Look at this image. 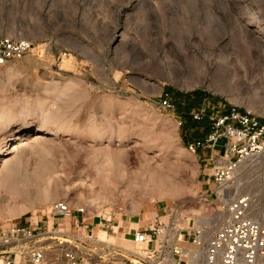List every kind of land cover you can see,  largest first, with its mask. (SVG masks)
<instances>
[{
    "label": "rangeland",
    "instance_id": "rangeland-1",
    "mask_svg": "<svg viewBox=\"0 0 264 264\" xmlns=\"http://www.w3.org/2000/svg\"><path fill=\"white\" fill-rule=\"evenodd\" d=\"M6 39L32 47L21 61L0 66V149L36 129L30 136L37 140H19V150L6 159L25 157L26 169L34 171L45 153L39 154L38 141L59 148L64 159L55 164L61 180L55 200L2 190L0 230L42 221L58 201L86 208L84 217L99 236L113 235L100 224H120L122 236L156 219L169 223L175 206L181 222L187 217L185 228L222 212L213 199L203 200L214 189L213 172L204 166L210 154L201 158L189 149L186 122L162 99L169 96L175 106V94L202 92L212 99L193 114L216 117L236 108L264 124V0H0V44ZM41 112L44 119L36 120ZM62 126L74 132L64 134ZM99 136L102 142L94 140ZM108 145L124 155L112 167L115 174L125 170L127 177L112 188L114 197L103 194L92 205L89 197L108 194L92 185L94 154L108 152ZM251 160L240 172L239 190L255 196L262 216L264 154ZM152 166L166 173L177 196L160 198L153 188L138 187V176ZM132 178L137 186L130 189ZM10 205L24 211L11 216ZM63 226L72 230L71 223Z\"/></svg>",
    "mask_w": 264,
    "mask_h": 264
},
{
    "label": "built area",
    "instance_id": "built-area-1",
    "mask_svg": "<svg viewBox=\"0 0 264 264\" xmlns=\"http://www.w3.org/2000/svg\"><path fill=\"white\" fill-rule=\"evenodd\" d=\"M31 47L26 41L3 40L0 66L21 61ZM166 98L169 96L162 99L164 107L174 109ZM202 115L194 117L201 120ZM210 121L211 132L203 141L189 145V149L193 153L200 149L211 151L210 179L214 189L207 191L203 200L210 203L213 199L221 206L226 215L221 224L185 228L187 217L181 222L180 207L175 206L169 223L156 219L136 231L134 248L126 250L95 235L93 225L84 217L86 208L73 210L69 203L58 201L50 217L36 224L24 222L0 230V264H264V214H256L253 194H240L233 188L244 162L264 154V124L236 108L210 116ZM59 218L64 225L71 223L72 230L62 226ZM102 226L108 234L115 233L116 225L98 227Z\"/></svg>",
    "mask_w": 264,
    "mask_h": 264
},
{
    "label": "bare ground",
    "instance_id": "bare-ground-1",
    "mask_svg": "<svg viewBox=\"0 0 264 264\" xmlns=\"http://www.w3.org/2000/svg\"><path fill=\"white\" fill-rule=\"evenodd\" d=\"M218 71L221 73L223 72L222 74H224V75H230L226 69H219L218 68L217 72ZM43 116H44V112H41L38 115L36 114V116L34 118H36V120H42V119H44ZM60 129L63 130L64 134H66L68 132H72V131L74 132V129L70 128V127L65 128L62 126ZM38 130H39V128L37 129V131ZM8 131H10L9 127L6 128L5 132H8ZM31 132H36V129L33 131H30L27 135H25L23 137L13 136L11 138V140H9L7 142L6 146L0 149V195H1V192H4L2 190H5V191H7V193H10L12 195L24 194V192H27L30 194L31 197L34 195V193L37 192L38 195L37 194L36 195L38 196L39 201L42 203H48V202H51L52 200H55L56 196L60 193L59 188L61 187V184H60L61 180L59 181V179L57 180L54 177L56 174L55 164L57 162H60V160L64 159V158H61V157H63L62 154L64 152H61V150H59V148H57V147L51 148L50 145H48V143L46 144V142H44V141H38V144L41 145V150H40L39 154L42 155L41 154L42 151L45 153H43L42 157H40L39 162L36 164L34 171H29L26 169V165L28 163L25 162V160H26L25 157H24L25 160L21 156L17 157L14 160H11V161L6 159L7 155L13 154L14 152L19 150V147L18 146L16 147V145H15V143H17L19 140L28 141V142H34L37 140V139H32L33 137L30 136ZM39 139L43 140L42 138H39ZM94 140L98 141V142H102L103 137L102 136L94 137ZM108 143L110 145L112 143V141L110 139H108ZM110 147L111 146L108 147L109 148L108 152L104 151L103 149L102 150L98 149L100 152L98 151V153L94 154V161L96 162V165H97V167H96L97 173L95 174L94 177L92 176L93 177L92 180H94V181H93V184L92 183L91 184L93 186H94V184H97V185H101L102 187H105L107 189L108 194L103 193L105 190L103 192L101 190H99V192H97L98 194H100V191L102 192L99 195L100 196L99 198H97V195H96V197H95V195L93 197H89L90 204H92V205L99 204L98 203L99 199L101 198V196L103 194L105 195L104 197L106 199L108 197L109 198L114 197L115 191L112 190V188L114 189V188L118 187L120 178L125 180V178L127 177L125 170H123L120 173V177H118L115 174V171L113 168H115V167L117 168L120 166V164L124 160V155L120 151H117L115 149H110ZM36 152H37V150H36ZM78 161H79V159H78ZM248 162H250V161L249 160L246 161V163H244L245 165H242L240 167L239 171H242L243 166L245 167L248 164ZM116 171H118V170H116ZM165 174L163 173V171H161L157 168H153V166L149 167L147 172L142 173V176H141L142 178H140L138 176V187H140V184H142L141 186H143L145 188L151 187V188H153L152 192L154 193V195H156L157 197L159 196L160 198H163L167 195L168 196L169 195L170 196H175V195L177 196L178 190L176 191V189L169 184L170 179L168 180V178L166 177ZM238 175L239 174H237V176ZM58 178H59V176H58ZM129 182H130L129 183L130 185H128L127 188H130V189L133 188L134 184H135V186H137L136 185L137 182L135 181V178H132V180ZM101 186H99V187H101ZM239 187H240V180L237 177L236 182L233 185V188L236 189L238 193L240 192ZM93 191H91L92 194H94ZM127 192L128 191L126 189L124 191V193L127 194ZM97 193H95V194H97ZM106 195H108V197ZM2 197L3 196H1V198ZM35 197L36 196H34V199H36ZM10 199H11V197H10ZM100 200H102V199H100ZM14 201H13V203H14ZM13 203H11V204H13ZM9 208L10 209L7 210L8 211L7 214H10L11 216H15L18 212L24 211L23 210L24 208L23 207L21 208L20 206L14 207V206L10 205ZM254 208H255V211L259 212V209L256 208V205L254 206ZM50 209H51V207H50ZM224 219H226V215L223 212L218 213L215 216V218H213L212 215H204V217L196 220L195 226H198V225L203 224V223L204 224H210V223H214V222L220 223V222L224 221ZM121 228L122 227L117 226L115 228V233L112 236H109V235L105 236V235L100 234L99 237L101 240L108 242L110 245L121 246L126 250H132L134 248L133 242H132V239H133L132 231H133V229L130 230L129 232H125V234H123L122 236H119L118 232H119V230H121Z\"/></svg>",
    "mask_w": 264,
    "mask_h": 264
},
{
    "label": "trees",
    "instance_id": "trees-1",
    "mask_svg": "<svg viewBox=\"0 0 264 264\" xmlns=\"http://www.w3.org/2000/svg\"><path fill=\"white\" fill-rule=\"evenodd\" d=\"M175 99V109L186 122L188 145L203 141L212 129L210 116L202 115V119L197 120L192 112L200 111L204 102L212 99V97L202 92H194L190 95L175 94ZM202 127L204 128V132L200 131Z\"/></svg>",
    "mask_w": 264,
    "mask_h": 264
},
{
    "label": "crops",
    "instance_id": "crops-1",
    "mask_svg": "<svg viewBox=\"0 0 264 264\" xmlns=\"http://www.w3.org/2000/svg\"><path fill=\"white\" fill-rule=\"evenodd\" d=\"M182 118V117H181ZM211 153V151H207V150H205V149H201L199 152H198V154H200V156H201V158L205 155V154H210ZM204 166L206 167V170L207 171H211V168L209 169V166H211V162H210V159L207 161V162H205L204 163ZM160 211L158 210V211H156V213H154L155 214V217L156 216H159V213ZM79 219H81V217H79ZM23 222H25V223H28V221H23ZM90 224V223H89ZM61 225L63 226L64 225V223L62 222L61 223ZM92 225V224H91ZM89 228H91V227H89ZM124 228V227H123ZM95 229V228H94ZM97 229V228H96ZM96 229H95V231H96ZM127 229H129L130 230V228L128 227V228H125V231L127 230Z\"/></svg>",
    "mask_w": 264,
    "mask_h": 264
}]
</instances>
